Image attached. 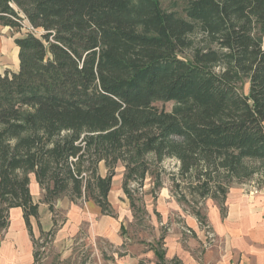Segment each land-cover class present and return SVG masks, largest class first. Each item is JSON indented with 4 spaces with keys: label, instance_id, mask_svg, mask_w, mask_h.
<instances>
[{
    "label": "trees",
    "instance_id": "trees-1",
    "mask_svg": "<svg viewBox=\"0 0 264 264\" xmlns=\"http://www.w3.org/2000/svg\"><path fill=\"white\" fill-rule=\"evenodd\" d=\"M183 13L162 0H0L2 26L40 30L14 37L18 67L0 72V229L19 207L31 232L30 173L50 210L66 194L110 214L119 162L134 207L129 180L149 153L176 157L182 178L205 175L202 196L212 172L242 177L244 160L264 161V0H187Z\"/></svg>",
    "mask_w": 264,
    "mask_h": 264
},
{
    "label": "crops",
    "instance_id": "crops-1",
    "mask_svg": "<svg viewBox=\"0 0 264 264\" xmlns=\"http://www.w3.org/2000/svg\"><path fill=\"white\" fill-rule=\"evenodd\" d=\"M12 44V53L2 55L0 48L1 73L18 67L14 39ZM103 164L101 161L98 165ZM105 172L104 169L98 173L104 176ZM118 175L114 173L107 195L111 210L108 214L91 200H70L67 195L60 196L50 210L47 203L40 201L42 190L30 173L29 188L33 200L38 202V215L29 218L30 232L21 208L9 209L7 232L0 238V264H32L33 238L53 228L52 247L60 253V259L67 258L68 244L74 239L91 242L98 238L105 246L96 248L94 264H264V185L256 192L232 186L222 200L207 197L201 211L161 194L155 210L153 206H143L152 214L155 230L165 226L155 244H149L132 240L125 232L124 220L132 207L122 188L124 174ZM54 212L64 215L57 227Z\"/></svg>",
    "mask_w": 264,
    "mask_h": 264
},
{
    "label": "rangeland",
    "instance_id": "rangeland-1",
    "mask_svg": "<svg viewBox=\"0 0 264 264\" xmlns=\"http://www.w3.org/2000/svg\"><path fill=\"white\" fill-rule=\"evenodd\" d=\"M186 2L187 0H162V6L165 9L174 10L180 15H183V9ZM23 25V29L19 32L0 24V48L3 50L2 55L4 52H13L12 43L14 37H17L24 32L26 27L33 30L37 35L40 34V30L36 28L33 29L26 18L23 20ZM200 36L199 33L194 36V44H197ZM8 44L12 47L9 48ZM191 52L192 50L187 48L184 49L180 55L190 57ZM215 69L218 70V67ZM236 86L238 91L247 93L249 88L248 78L241 75L236 82ZM154 104L158 108H163L169 111L174 103L172 101L159 100L155 101ZM144 161L146 164L144 176L140 178L135 177L129 180L128 186L130 187L132 197L134 198V207L130 209V216L125 218L124 226L125 232L130 239L144 240L149 244H155L154 241L160 235L161 231L165 229V226H159L158 231L155 230L154 224L151 222L152 214L146 211L144 207L147 205L149 206V209H152L153 206L154 209L156 201L161 194L169 195L187 208L201 211V208L203 207L202 205L207 197L212 199L214 196V200L220 199L219 194H221V191L216 189L218 186H223L225 191L233 186L240 187L247 192H256L264 185V161L259 159L244 160L243 166L245 174L242 175V177L227 175L224 170H219L218 173L212 172L211 176L214 177V180L210 182V191L204 196L200 195L199 184L206 180V176L199 174L200 177L197 178L195 177V173L192 176L182 178L179 174L180 161L176 157L165 156L158 160L152 153H149L145 155ZM104 169L107 171L104 164L101 165V167H99V165L97 166V171L100 173H103ZM114 170L115 174H119L118 176L121 177L124 174L125 169L123 164L119 162ZM125 197L128 200L126 194ZM153 213L155 214V212ZM53 214H57L53 217L55 218L54 227H57L64 215L60 212H54ZM199 219L201 218L199 217ZM7 228L8 225L6 228L0 229V238L6 234ZM51 230L55 231V228ZM33 239L35 240L34 251L40 252L39 263L37 264H94L96 248L101 250L105 246L98 238L91 239V242L89 240L79 241V239H74L73 242L68 244L67 249H69V255L67 258L60 259V253H58L56 248L52 247L53 234L50 238L47 237L45 239L43 236H37ZM63 248H66V246ZM107 250H110L108 246Z\"/></svg>",
    "mask_w": 264,
    "mask_h": 264
}]
</instances>
